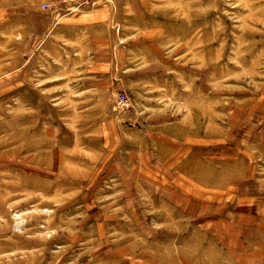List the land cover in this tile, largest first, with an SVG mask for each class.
I'll return each instance as SVG.
<instances>
[{
	"label": "rangeland",
	"instance_id": "rangeland-1",
	"mask_svg": "<svg viewBox=\"0 0 264 264\" xmlns=\"http://www.w3.org/2000/svg\"><path fill=\"white\" fill-rule=\"evenodd\" d=\"M0 264H264V0H0Z\"/></svg>",
	"mask_w": 264,
	"mask_h": 264
},
{
	"label": "crops",
	"instance_id": "crops-1",
	"mask_svg": "<svg viewBox=\"0 0 264 264\" xmlns=\"http://www.w3.org/2000/svg\"><path fill=\"white\" fill-rule=\"evenodd\" d=\"M99 2H94L91 6L86 8V5L81 6L77 11L67 14L64 17L65 28L60 29V37L64 38L66 42L65 56L68 58L67 65H72V70H77V67H82L81 71L86 72V56H99V54H106L105 38L103 37V44L100 43L99 37H94L96 43L94 48L88 39L87 32L90 25H106L113 24L112 16H107L105 12L110 6H104ZM113 6H111L112 10ZM88 9V11H86ZM110 10V9H109ZM64 32V34H63ZM63 39V40H64ZM102 47V48H101ZM93 49V52H90ZM64 51V48L63 50Z\"/></svg>",
	"mask_w": 264,
	"mask_h": 264
},
{
	"label": "built area",
	"instance_id": "built-area-1",
	"mask_svg": "<svg viewBox=\"0 0 264 264\" xmlns=\"http://www.w3.org/2000/svg\"><path fill=\"white\" fill-rule=\"evenodd\" d=\"M80 0H61L62 3L64 4H69V3H76V2H79ZM83 3L86 2V0H81ZM49 7V6H47Z\"/></svg>",
	"mask_w": 264,
	"mask_h": 264
}]
</instances>
